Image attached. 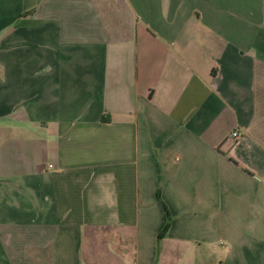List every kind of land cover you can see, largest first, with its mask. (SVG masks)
I'll list each match as a JSON object with an SVG mask.
<instances>
[{"label": "crops", "instance_id": "obj_1", "mask_svg": "<svg viewBox=\"0 0 264 264\" xmlns=\"http://www.w3.org/2000/svg\"><path fill=\"white\" fill-rule=\"evenodd\" d=\"M0 264H264V0H0Z\"/></svg>", "mask_w": 264, "mask_h": 264}, {"label": "trees", "instance_id": "obj_2", "mask_svg": "<svg viewBox=\"0 0 264 264\" xmlns=\"http://www.w3.org/2000/svg\"><path fill=\"white\" fill-rule=\"evenodd\" d=\"M167 227H168V223L164 226V228L162 229V231L157 236L158 239H160L163 236L164 232L167 230Z\"/></svg>", "mask_w": 264, "mask_h": 264}, {"label": "built area", "instance_id": "obj_3", "mask_svg": "<svg viewBox=\"0 0 264 264\" xmlns=\"http://www.w3.org/2000/svg\"><path fill=\"white\" fill-rule=\"evenodd\" d=\"M232 135H233L234 138H237L238 135H239V133H238L237 131H234V132L232 133ZM49 166H51V165H49Z\"/></svg>", "mask_w": 264, "mask_h": 264}]
</instances>
